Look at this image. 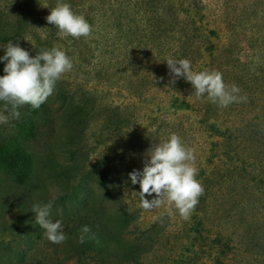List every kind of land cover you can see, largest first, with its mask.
Returning <instances> with one entry per match:
<instances>
[{"label":"rangeland","instance_id":"1","mask_svg":"<svg viewBox=\"0 0 264 264\" xmlns=\"http://www.w3.org/2000/svg\"><path fill=\"white\" fill-rule=\"evenodd\" d=\"M57 2L0 0V20L25 25L20 47L31 56L57 47L73 62L27 141L31 180L3 199L52 201L50 213L62 214L60 194L83 201L101 189L92 179L99 169L106 177L142 171L148 150L176 134L195 150L204 194L184 220L174 207L144 210L129 179L123 194L134 229L153 222L159 232L125 264H264V0H63L92 25L78 39L47 22ZM169 57L188 59L195 72L219 71L246 100L225 108L197 98L183 77L173 82ZM11 236L0 228V241Z\"/></svg>","mask_w":264,"mask_h":264},{"label":"trees","instance_id":"2","mask_svg":"<svg viewBox=\"0 0 264 264\" xmlns=\"http://www.w3.org/2000/svg\"><path fill=\"white\" fill-rule=\"evenodd\" d=\"M23 29L25 25L20 20H0V43L5 51L9 41L21 43ZM5 64L6 61L0 60V76L5 75ZM4 107V102H0L2 113L8 115ZM47 108L45 102L39 108L31 105L19 108L20 118H9L7 123L12 130L10 133L7 126L0 125V228L13 234L0 241V264H125L138 261L153 247L159 229L153 230L156 225L153 222L147 228L134 229V211L126 207L123 194L124 187L131 181L128 175L106 177L104 170L99 169L92 179L97 176L95 180L100 190L89 192L83 201H79L77 192L59 195L62 214L50 213L49 218L62 222L67 236L62 244H53L46 238L45 230L35 223V214L26 200L9 202L3 199L6 190L31 180L33 153L27 141L39 133L37 115ZM52 170L54 175H62ZM83 226H88L90 232L85 242L80 243ZM212 242L224 252L226 243L219 239Z\"/></svg>","mask_w":264,"mask_h":264},{"label":"clouds","instance_id":"3","mask_svg":"<svg viewBox=\"0 0 264 264\" xmlns=\"http://www.w3.org/2000/svg\"><path fill=\"white\" fill-rule=\"evenodd\" d=\"M42 6L48 7L46 4ZM46 20L58 29L62 38H87L93 32L92 25L85 17L75 14L70 4L63 0H58L56 6L51 8ZM0 60L6 61L5 75L0 76V102H4V111L8 113H0V124H7L9 118L19 119L18 109L22 106L39 108L54 93L56 82L73 68L72 60L57 47L41 50L31 56L12 41L7 43ZM166 62L173 82L183 77L191 83L197 98L206 94L209 101L225 108L234 102L246 100V97L238 96L240 89L236 85L225 84L219 71L195 72L188 59L169 57ZM147 156L142 171L129 173L131 182L140 185V206L146 211L163 206L171 211L174 207L182 219L189 220L199 203V197L204 194V187L197 179L199 170L195 165V150L186 147L178 135L171 134L166 141L149 149ZM153 193L155 198H145ZM52 207V201L35 203L32 212L35 223L45 230L46 238L53 244H62L67 236L62 230V222H53L49 218ZM89 232L88 226L82 227L80 243L85 242Z\"/></svg>","mask_w":264,"mask_h":264}]
</instances>
